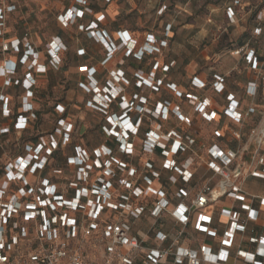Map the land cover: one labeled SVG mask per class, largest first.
I'll list each match as a JSON object with an SVG mask.
<instances>
[{
    "label": "built area",
    "instance_id": "2783aa9c",
    "mask_svg": "<svg viewBox=\"0 0 264 264\" xmlns=\"http://www.w3.org/2000/svg\"><path fill=\"white\" fill-rule=\"evenodd\" d=\"M1 1L0 27L5 12L15 10L14 5L3 6ZM104 1L108 3L110 0ZM76 3L81 8H70L58 16L61 26L68 27L75 20L82 19L84 13L91 12L89 0H76ZM231 5L226 8V18L232 22L239 2L234 0ZM165 9L166 6L161 5L157 15ZM102 20L103 16H100L85 27H77L89 39L105 46L106 59L101 65L118 52L124 51L126 57L140 60L145 53H160V48L166 46L165 41H159L158 45L152 34L145 35L141 46L126 31L117 32L118 43H115L99 27ZM257 20H262L261 13ZM168 30L167 25L165 36ZM254 33L259 34L260 28H255ZM65 50L61 40L53 38L48 47V63L58 65L59 54ZM83 53V49L77 50L78 55ZM0 55L3 56L0 57V78L4 80L0 86V116L9 120L0 126V150L4 152L10 140L15 141L20 150L0 161V264H165L168 258L172 264H225L235 234L245 230L242 214L245 213L249 221L259 218V210L247 201L257 200L264 208V197L250 195L243 187L247 176L264 181V118L251 133L255 150L247 169L238 162L243 150L211 144L204 147L205 158H200L195 148L196 138L188 131L192 123L177 105L168 101L156 102L150 109L145 105V98L137 93H126L131 81L121 70L110 71L111 79L100 87L94 79L96 68L80 66L79 72L85 74V82L80 85L91 95L86 105L104 118L101 130L106 139H112L116 145L113 150L101 144L91 152L78 145L72 146L71 152L65 155V171L60 166L54 167L53 156L69 149L74 139L76 126L66 107L59 103L54 105V126L50 132L39 134L34 131L38 119L34 106L36 76L46 72V66L38 61L39 53L27 39L21 42L10 39L0 43ZM231 55L241 57L253 71L258 72L261 68L254 50L247 46L236 49ZM21 66L25 71L18 76ZM159 70L163 74L161 77L156 76ZM167 70L168 66L160 69L158 62L146 77L138 70L133 76L134 86L157 92ZM210 81L207 84L194 77L191 88L204 90L209 87L216 93L224 91L222 76L212 74ZM258 84L264 91V76H260L258 83H247L249 96L257 94ZM16 86L23 92L20 99L22 109L13 115L12 97L3 89ZM169 88L177 98L187 99L193 111L204 121L215 120L217 113L210 109L209 100L191 92L183 94L174 84ZM226 101L224 114L235 123H242L255 113L252 106L244 113L239 112L233 94H227ZM132 112L138 115L135 119ZM171 116L177 126L167 129L164 124ZM143 118L149 122V129L139 141L140 148L149 158L160 150L161 168L172 173L168 177L172 186L191 181V167L197 160L218 179L216 185L204 184L191 197L189 191L179 188L172 197L178 201L170 208L172 198L160 185V174L153 171L151 161L147 158L137 168L130 160ZM30 136L35 139L22 141L23 137ZM213 137L220 138L221 133L215 130ZM117 154L129 158V161ZM219 197H228L240 204L237 210L222 209L220 212L228 223L220 238V249L213 252L206 245L199 246L198 250L179 246L183 230L193 214H196L197 231L209 237L217 236V230L210 227L211 217L201 210ZM188 198V203L182 201ZM163 214L169 215L182 229L172 236L155 232L157 242L163 244L169 239L170 244L148 247L135 225L143 216L158 220ZM249 242L256 246L255 251L239 250L237 257L248 264H262L264 238L252 237Z\"/></svg>",
    "mask_w": 264,
    "mask_h": 264
},
{
    "label": "rangeland",
    "instance_id": "374dc122",
    "mask_svg": "<svg viewBox=\"0 0 264 264\" xmlns=\"http://www.w3.org/2000/svg\"><path fill=\"white\" fill-rule=\"evenodd\" d=\"M234 0H119V14L115 20H102L101 28L108 27L113 35L118 28H126L135 32L139 45H143L144 37L148 33L154 34L155 39L162 41L166 32V24L172 25L173 36L167 39L166 46L161 50L164 61L174 59L176 78L185 83L189 72L209 73L215 70L228 72L234 64L230 52L242 41L248 40L256 23L264 24V0H237L236 16L231 22L224 15L225 7ZM74 0H2L3 6L15 4L16 9L6 13L3 25L0 27V43L12 37L26 38L36 50H39V63L46 66V72L36 76L34 89V106L39 111L36 130L39 134L48 133L53 129L54 117L51 108L58 101L66 105L68 114L74 120L76 131L75 140L82 139L87 147L104 139L99 131L101 116L84 107L88 94L81 87L84 75L78 72V67L84 60L77 57L76 50L86 49L89 57L86 64L97 63L103 52L97 43L91 42L75 27L63 29V33L56 21V15ZM159 5V6H158ZM161 5L166 9L161 15L157 10ZM261 13L262 20H257ZM60 34L67 42V51L60 56L58 65H50L46 58V48L52 35ZM112 35V36H113ZM116 36V35H115ZM258 46L264 48V40L260 39ZM122 53L116 55L114 64L121 63ZM2 58L3 56L0 55ZM5 57H8L7 55ZM132 59H129V63ZM135 63V62H134ZM133 64V62H132ZM105 65H99L101 76L110 71L104 70ZM139 65L129 64V80L135 74ZM134 72V73H133ZM158 71V75H163ZM22 70L18 76L22 75ZM234 73L230 81L234 82ZM146 77V74L145 76ZM0 78V86L3 84ZM1 89V87H0ZM8 89V93L18 105L22 90L16 87ZM1 91V90H0ZM135 89L129 87L126 93L130 95ZM142 94L149 96L148 105L153 103L149 89H143ZM164 95V92L161 94ZM154 98L157 96L152 95ZM149 107V106H148ZM82 137V138H81ZM16 142L10 140L0 157L3 162L7 157L18 153ZM254 188L255 185L253 184Z\"/></svg>",
    "mask_w": 264,
    "mask_h": 264
},
{
    "label": "crops",
    "instance_id": "0c3cea01",
    "mask_svg": "<svg viewBox=\"0 0 264 264\" xmlns=\"http://www.w3.org/2000/svg\"><path fill=\"white\" fill-rule=\"evenodd\" d=\"M93 6L94 11L87 15L86 20H96L100 16H103V20H115L119 14V0H111L107 5L103 4L101 1L94 0ZM104 28L111 33L108 27ZM111 35L113 34L111 33ZM113 36L116 37L115 35ZM231 58H233L232 63L234 66L228 72L215 70L209 73L203 72L196 74L197 80L207 84L211 82L210 80L212 74H218L224 79L223 84L225 92L223 93H215L209 87L204 90L192 91L198 96H201V98H206L210 101V109L215 110L217 113L215 120L206 122L199 114L193 111V108L188 105L187 102H180L179 100L174 101L180 104L186 117L191 120L192 124L188 131L196 138L197 143L195 148L200 158H205L206 152L204 147L211 144H217L222 148L236 151L243 150L241 159H239L238 162H241L240 164L242 165V168L247 169L255 150V145L251 140V133L258 127L259 123L264 118V95L259 93L254 97L249 96L246 84L250 81L258 83L260 76L264 74V64L261 63L260 70L256 72L251 70L241 57L232 56ZM115 59L116 57L105 64V71L117 70V63H113ZM125 71L128 77V70L125 69ZM232 73L235 74L234 82L230 81ZM194 74L195 73L192 71L189 72L186 76L185 83L188 79L192 78ZM178 83L183 86V88L186 86L185 83H181L180 81H178ZM226 93L234 95V99L238 101L239 112L244 113L252 106L255 108V113L242 123L238 124L233 122L224 114L227 104V101L225 100ZM164 125L168 129L177 126V123L173 117H170V120L165 122ZM215 130H218L221 133L220 138L216 139L213 137V131ZM192 172L193 178L188 186L190 197L204 184L209 183L211 187L216 185L218 179L212 175L203 162L200 161L199 163H196ZM253 184L255 185L254 188L252 187ZM243 187L250 195L264 197V181L260 179L247 176L244 178ZM189 198L182 201L184 203H188ZM177 201L178 200L175 198H172L170 208H173ZM247 203L251 207L259 210V218L257 221H249L246 220V214H242L245 230L242 233L240 232L235 234L232 246L228 250L229 253L225 264H248L237 257V252L239 250L254 252L256 246L249 242V238H264V208L259 206L257 200H248ZM239 205L240 204L238 202H234L228 197H219L217 200L209 203L201 210L203 214L211 217L212 222L210 227L217 230V236L215 237H209L207 234L197 231L195 229L196 214L191 215L189 224L183 230L179 246L192 250H198L199 246L206 245L211 247L213 252H217L220 249V238L223 232L228 228L227 219L221 216L220 212L222 209L237 210ZM136 226L138 227L137 229L140 234L145 238V245L148 247H166L170 244L169 239L163 244L157 242L154 239L155 232L162 231L163 233L172 236L182 229V226L167 214H163L158 220H154L148 216H143L140 222H137ZM260 261L264 264V258H261ZM165 264H172L171 258H168Z\"/></svg>",
    "mask_w": 264,
    "mask_h": 264
},
{
    "label": "trees",
    "instance_id": "16d2710c",
    "mask_svg": "<svg viewBox=\"0 0 264 264\" xmlns=\"http://www.w3.org/2000/svg\"><path fill=\"white\" fill-rule=\"evenodd\" d=\"M98 1H101L103 4H105V5H107L108 3L107 2H105L104 0H98ZM93 2H94V0H89V9L91 10V12H93L94 11V6H93ZM10 5H14L15 6V4L14 3H12V4H10ZM228 6H232L231 5V3L228 5ZM228 6H226L225 7V10H224V15H225V18H226V8L228 7ZM81 8V6L79 5V4H77L76 3V0H74V2L71 4V5H69L68 7H65L64 9H62L57 15H56V21H57V23H58V25H59V27H60V29H61V31L63 30V29H68V28H72V27H75L76 29H77V27H78V25H82V26H87L91 21H93V20H86V17H87V15H88V13H84V16H83V18L82 19H77V20H75L74 21V23L72 24V25H69L68 27H63V26H61V24L58 22V16H60V15H63L68 9H70V8ZM15 9H16V6H15ZM6 13L7 12H5V15H6ZM8 13H10V12H8ZM7 16V15H6ZM5 16V17H6ZM227 19V18H226ZM5 20V19H4ZM95 21V20H94ZM264 23V22H263ZM167 25L169 26V30H168V35L167 36H165V33H163V35H162V41H166L167 39H170L172 36H173V32H172V25L171 24H166V26H165V28L167 27ZM99 27H101L100 26V24H99ZM254 27L255 28H260V33L259 34H255L254 32H252V35H251V37L248 39V40H246L245 42L244 41H242L238 46H236L234 49H232L231 50V52H230V55H231V53L233 52V51H235L236 49H238V48H242V47H245V46H247L249 49H251V50H254V52H255V55H256V57H257V59L262 63V64H264V48H261V47H259L258 46V43H259V41H260V39H263L264 40V24L262 25L261 23H256L255 25H254ZM107 33H108V35L110 36V38L115 42V43H118V39H117V32L118 31H126V32H128L129 34H130V36L132 37V38H134V39H136L137 40V37L135 36V32H133V31H130L129 29H126V28H118L116 31H114V34L116 35V37H114V36H112L111 35V33L106 29V28H103ZM78 30V29H77ZM79 31V30H78ZM80 32H82V33H84V35H85V37L87 38V39H89L87 36H86V33L85 32H83V31H80ZM62 33H63V31H62ZM148 34H152V33H148ZM152 35H154V34H152ZM53 38H59L60 40H61V42L65 45V47H66V50L65 51H61L60 52V54H59V56H62L66 51H67V49H68V47H67V42L63 39V37H62V35H60V34H56V35H52L51 37H50V40H49V43H48V45H47V50H46V58L47 59H49V55H48V47H49V44H50V42L52 41V39ZM10 39H17V40H19L20 42L23 40V39H26V38H18V37H12V38H9L8 40H10ZM144 39H145V37H144ZM91 42H93V43H97V42H95L94 40H92V39H89ZM138 41V40H137ZM156 41H158V39H156ZM31 45H32V43H30ZM100 47H101V50H102V52H103V54H102V56H101V58H100V60L97 62V63H95V64H91V65H87L86 64V62H84V61H86L87 60V58L89 57V55H88V53L86 52V49L85 48H81V49H83L84 50V53L82 54V55H78L77 54V50H76V55H77V57H80L82 60H84L83 62H82V64L80 65V66H87V67H94V68H96V73H95V75H94V79H95V81L98 83V85L100 86V87H103L105 84H106V82L108 81V80H110L111 79V76H110V74H109V72H108V74H107V76H105L106 75V72H104L105 73V75H103V78H102V74H101V72L98 70V66L106 59V48H105V46L103 45V44H101V43H97ZM139 44V43H138ZM33 46V45H32ZM35 50H36V48H34ZM161 50H163V47L162 48H160V52H161ZM38 53H40L39 52V50H36ZM119 53H122V56H121V59H120V61H122L121 63H117L116 64V66L118 67L117 69H119V70H121L123 73H124V75H126V71H125V69H126V66L129 64L130 66H133V64H138L139 65V67H138V69H137V71L138 70H140V71H142L144 74H148L149 72H151L152 71V67H153V65H154V63H156V62H158V64H159V66H160V69L162 68V67H164V66H168V70L166 71V73H165V78L163 79V83H162V85L159 87V89H158V91L157 92H154V91H152L151 89H149V88H142V89H137L135 86H134V80H133V76H134V74H132L131 75V78H130V81H131V84H130V86L129 87H131V88H133V89H135V92H133V93H137L140 97H143V98H145L146 99V103H145V105L146 106H149V108L150 109H153L154 107H155V104H156V102H163V101H168V102H170V103H172V104H174V105H177L178 107H179V109H180V111H181V113L183 114V115H185L184 114V112L182 111V109H181V106H180V104H178L177 102H175L174 100H179L180 102H183V101H185V102H187L188 103V105H190L189 104V102H188V100L187 99H185L184 97H181V98H177L175 95H174V93H173V91L169 88V85H171V84H174L175 86H176V88L180 91V92H182L183 94H185L186 92H191V93H194V92H192L193 90H192V88H191V80L194 78V77H196V74H194V76L192 77V78H190V79H188V81L185 83L186 84V86L183 88V86H181L179 83H178V80H177V78H176V74H174L175 73V71L173 70L174 69V66H175V64H176V61L174 60V59H170V60H168V61H164L163 60V58H161L160 56V54L161 53H152V54H147V53H145L144 54V56L140 59V60H138V59H136V58H134V57H132V56H125L124 55V51H122V52H118V53H116L115 54V56L116 55H118ZM20 54H21V51H20ZM19 54V55H20ZM19 55L16 57V60H18V57H19ZM115 56H113L111 59H109L105 64H107L108 62H110L111 60H113L114 59V57ZM129 59H132V62H133V64H132V62H130L129 63ZM135 62V63H134ZM104 64V65H105ZM170 64H172V66H170ZM79 66V67H80ZM79 67H78V72H79ZM20 69L22 70V72L24 73V71H25V69H24V67H20ZM124 69V70H123ZM114 71V70H113ZM160 71V70H159ZM161 72V71H160ZM159 72V73H160ZM22 73V74H23ZM80 73V72H79ZM134 73V72H133ZM158 72H156V76L157 77H161V75L159 74H157ZM80 74H82V75H85V74H83V73H80ZM262 76H264V74L262 75ZM126 77V76H125ZM251 82V81H250ZM37 84V83H36ZM36 87V86H35ZM128 87V88H129ZM246 87H247V84H246ZM127 88V89H128ZM208 88V87H207ZM143 89H149L150 90V92L151 93H153V94H151V99L153 100V103L151 104V105H148V99H149V96H145V95H143L142 94V90ZM212 90V89H211ZM8 89L6 90V93L5 94H7L8 96H11L8 92ZM213 91V90H212ZM164 92V95H161L162 93ZM214 92V91H213ZM223 92H225V87H224V91ZM222 92V93H223ZM216 93V92H215ZM259 93H261L262 95H264V91L262 90V87H261V84H258V86H257V94H259ZM88 94V93H87ZM132 94V93H131ZM229 94V93H228ZM152 95H155V96H157V98H154ZM226 96H227V93L225 94V100H226ZM22 97V96H21ZM21 99V98H20ZM34 99H35V97H34ZM91 99V95L90 94H88V98H87V100L85 101V104H84V107L86 108V109H88V110H90V111H92V112H95L94 110H92V109H90L89 107H87V105H86V102L88 101V100H90ZM21 101V100H20ZM20 101L18 102V105L16 104H14V99L12 98V104H13V109H12V113H13V115L14 114H17L18 112H20L21 111V109H22V106H21V103H20ZM56 103H59V104H61V105H63V106H65L66 107V105L65 104H63L62 102H60V101H58V102H56ZM55 103V104H56ZM11 104V105H12ZM54 104V105H55ZM227 105V104H226ZM191 106V105H190ZM192 107V106H191ZM66 109H67V107H66ZM51 110H52V113H54V106L51 108ZM97 113V112H96ZM67 114H68V110H67ZM99 114V113H98ZM36 115H37V117H38V115H39V111H37L36 110ZM69 115V114H68ZM100 115V114H99ZM131 115L133 116V118L135 119L138 115L136 114V113H131ZM101 116V115H100ZM186 116V115H185ZM53 117L55 118V114H53ZM171 117H173V116H171ZM69 118L72 120V118L69 116ZM174 118V117H173ZM101 119H102V121H101V123H100V125H99V131H100V133L102 134V136H103V138L104 139H101L100 141H98L97 143H95L94 144V147L92 146V148H88L87 147V145H86V143L82 140V139H77V140H75V138L74 139H72V141H71V145L69 146V149H66V150H61V151H58L57 153H55L54 154V156H53V161H54V163H55V165H54V167H58V166H60V167H62V169L63 170H65V171H67V168H66V160H65V155H67L68 153H70L71 152V147L72 146H74V145H78V146H81V147H83V148H85L86 150H88V151H92L94 148H96V147H98L99 145H101V144H105V145H107V146H109V147H111L113 150H115V142L112 140V139H106V137H105V135L103 134V132H102V130H101V127H102V125H104V118L101 116ZM174 120H175V118H174ZM8 119H3V118H1V116H0V126H4L6 123H8ZM74 121V120H73ZM176 121V120H175ZM191 121V120H190ZM177 123V122H176ZM149 129V122L148 121H146V119L145 118H143V123L141 124V128H140V131H139V134H138V140L136 141V146H135V151H134V155H133V157L130 159L131 160V163L133 164V166L134 167H140V165H141V163H142V161L143 160H145V159H149L150 161H151V163H152V166H153V171H156V172H159V174H160V185L163 187V189H165L167 192H168V194L171 196V198L172 197H174L175 196V193L177 192V190L179 189V188H183V189H185V190H187V191H189L188 190V186H189V183L191 182H189L188 184H183V183H181V182H178L176 185H174V186H172L171 184H170V182L168 181V177L172 174L171 172H168V171H165V170H162V168H161V161H162V155H161V153H160V150H156L155 151V153L149 158L148 157V155H146L145 153H143L142 152V150H141V148H140V145H139V141L140 140H142V139H144V137H145V132L147 131ZM191 135H192V133H190ZM5 137V136H4ZM6 138V137H5ZM82 138V137H81ZM25 139V140H24ZM27 139H29V140H34L35 138L33 137V136H30V137H23L22 138V141L24 140V141H26ZM3 154V152H2V150H0V157H1V155ZM117 156L119 157V158H121V159H123V160H125V161H129V158H125L124 156H122V155H120V154H117ZM200 161L199 160H197L195 163H194V165L191 167V172H192V169H193V167L195 166V164L196 163H199ZM192 178H193V172H192ZM192 180V179H191ZM142 219V218H141ZM140 222V221H139ZM137 224V223H136ZM135 228H138L136 225H135Z\"/></svg>",
    "mask_w": 264,
    "mask_h": 264
}]
</instances>
